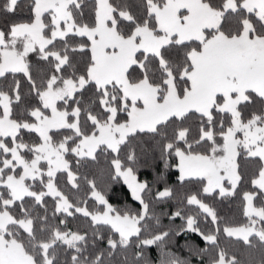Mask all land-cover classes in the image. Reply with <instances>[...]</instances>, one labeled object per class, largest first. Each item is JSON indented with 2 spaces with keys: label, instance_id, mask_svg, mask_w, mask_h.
Wrapping results in <instances>:
<instances>
[{
  "label": "snow or ice",
  "instance_id": "6c2138e0",
  "mask_svg": "<svg viewBox=\"0 0 264 264\" xmlns=\"http://www.w3.org/2000/svg\"><path fill=\"white\" fill-rule=\"evenodd\" d=\"M20 4L4 0L0 14ZM88 6L31 0L28 21L0 27V264H152L153 245L159 264H190L163 247L168 231L148 232L151 189L134 167L141 140L180 184L200 185L185 197L198 209L186 228L209 246L195 254L241 264L222 236L264 251V0H92L86 18ZM33 53L50 65L39 81ZM9 74H22L27 91ZM102 158L108 181L122 180L140 210L118 209L98 187ZM244 183L247 221L221 227L200 193L233 197ZM82 185L83 199L65 190ZM77 214L91 232L69 227Z\"/></svg>",
  "mask_w": 264,
  "mask_h": 264
},
{
  "label": "trees",
  "instance_id": "16d2710c",
  "mask_svg": "<svg viewBox=\"0 0 264 264\" xmlns=\"http://www.w3.org/2000/svg\"><path fill=\"white\" fill-rule=\"evenodd\" d=\"M3 3L4 0H0V5ZM30 3L31 0H21V4L16 14H9L7 16L0 14V27H6L7 23L11 22L28 21L31 16L29 10ZM88 5V9L85 12L86 18H88V13L91 12L92 0H88ZM83 58H86V55ZM83 58L79 55L75 57V62L81 67L82 64L80 62ZM29 60L32 64L33 76L39 81V79L43 78L49 71L50 65L46 62L40 61L39 57L34 53L30 54ZM13 78L21 80L24 85V91L26 92V78L23 77L22 74H17L15 77H13L12 74H9L8 82H11ZM2 82L3 81H0V83ZM27 138L28 137H26V139ZM33 139H35L34 136ZM136 154L137 160L134 164L135 171L140 180L149 182V187L151 189V191L145 196L146 202L150 205V215L147 218L148 232L159 234L162 231H168L169 236L166 237L165 244L163 245L168 252L179 256L182 259H187L190 264H210L211 256L214 255V252L210 251L209 254L205 256L195 254V248H206L209 246L207 242L199 237L198 234L192 233L186 228V215H194L197 213L198 209H196L195 206L187 205L185 197L193 192H197L200 185L180 184L177 181V169L174 166L164 167L163 162L159 159L158 148L153 150L152 145L146 144L143 140H141L139 146L136 147ZM69 158L71 159V157ZM174 163L175 161H172L173 165ZM255 168V162L244 166L246 180L255 171ZM94 171L96 172L95 178L97 179L98 187L105 191L109 201L115 207L118 209L140 210L141 205L138 201L134 200L131 196L130 190L122 180L116 183H110L108 181L107 161L105 159H101ZM89 178L91 179L93 177L90 176ZM59 182L63 188V176L59 177ZM166 186L174 189L173 197L165 198L163 200L156 199L155 192L162 190ZM65 190L70 195V198H86L85 192L87 191V188L84 185H82L81 192H76L75 190L69 192L67 189ZM247 190H251L250 185L244 183L241 185V188L238 189L237 194L233 197H220L218 194L207 196L203 193H200V197L215 208L219 216L221 227L225 224L238 225L247 221V218L243 216L242 211V192ZM48 202L51 204V200ZM88 202L91 207L93 202L90 199ZM177 210L182 212L180 217H174L173 215ZM157 219L159 220L158 224L156 222ZM198 220L202 228L207 224V221L203 219L202 214L198 217ZM69 227L73 230L88 229V231L91 232L88 220L79 214H77L75 218H69ZM145 235H148V233H145ZM98 243L101 248L106 246L103 241H99ZM219 246L225 248L229 255H237L241 260V264H261L262 259H264V251L259 247L250 248L242 241H236L235 238L222 236ZM146 254L152 261V264H159L161 256L160 247L157 245L150 246L146 250Z\"/></svg>",
  "mask_w": 264,
  "mask_h": 264
}]
</instances>
